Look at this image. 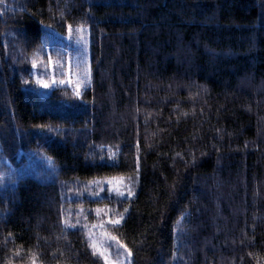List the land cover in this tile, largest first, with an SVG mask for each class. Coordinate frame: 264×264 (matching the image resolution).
<instances>
[{
	"label": "trees",
	"instance_id": "16d2710c",
	"mask_svg": "<svg viewBox=\"0 0 264 264\" xmlns=\"http://www.w3.org/2000/svg\"><path fill=\"white\" fill-rule=\"evenodd\" d=\"M247 1L253 22L222 0H0V264H104L100 230L131 264H264V0ZM69 24L90 32L82 96L23 85L43 27ZM114 177L131 198L85 188Z\"/></svg>",
	"mask_w": 264,
	"mask_h": 264
},
{
	"label": "snow or ice",
	"instance_id": "6c2138e0",
	"mask_svg": "<svg viewBox=\"0 0 264 264\" xmlns=\"http://www.w3.org/2000/svg\"><path fill=\"white\" fill-rule=\"evenodd\" d=\"M61 19H63V12L60 13ZM46 29H51V25L45 26ZM68 40L74 41L75 43V56L71 57V53H69L68 47L66 44L62 43L61 34L56 32L55 29H52L51 32H46L45 36L41 40L40 50L43 51L47 49L50 45L52 46V50L56 53L58 59L53 60L52 55L47 56V62L45 63L43 60H37L35 56L39 55V51L35 54L34 58L31 60V71L29 72V78H22L23 85H32L33 90L35 92H39L40 89L52 90V89H62L65 91L67 95V88H64L67 85L68 88H71L72 96L75 98H80L82 96V88L86 87L90 83V69H84L81 71H73V67L76 69H81V66L87 63V47L88 41L85 38V32L87 29L83 24H80L73 28L72 25H68ZM69 55L70 59L65 62L64 56ZM73 59H75V64L73 65ZM73 77L75 79H73ZM51 131V129H49ZM115 153H111L107 159L114 160ZM49 167L55 171L54 162L51 158L45 157ZM100 160L103 163L105 161V156L101 155ZM3 177L0 176V179ZM131 181V178H128ZM95 184L96 187L99 188L97 192L89 191V194L94 198L99 197L101 192H104L106 189L102 186L103 184L109 185L108 191V199L112 198L113 192L115 193V197L117 202H121L123 199L131 198L134 195L133 192V183L128 182L125 183V179L123 177H114L111 179H107L106 181H95L89 182L85 185L86 189H90ZM123 184L126 190H121L119 185ZM77 195H82V193H77ZM95 202V200H94ZM109 212L113 210H108ZM125 212L128 209H124ZM97 216H100L101 209H96ZM108 213L106 212L105 215ZM86 219V217H85ZM124 219L123 213H118L115 219H110L108 223L118 226L121 224V221ZM79 223V221H77ZM70 227H75L74 225H68ZM103 227V225H100ZM86 227V225H85ZM93 228L96 225L92 226ZM105 236L108 233H104ZM111 240L116 241V251L115 257L116 260H110L109 257L112 253L107 251V248L103 246L100 242L93 239L91 235L88 236V248L92 250L93 256H97L98 258L104 261V264H131L130 257L131 252L127 250L126 246H123L119 243L116 236H111ZM111 247V245H109ZM124 248V252L120 251V248Z\"/></svg>",
	"mask_w": 264,
	"mask_h": 264
},
{
	"label": "rangeland",
	"instance_id": "374dc122",
	"mask_svg": "<svg viewBox=\"0 0 264 264\" xmlns=\"http://www.w3.org/2000/svg\"><path fill=\"white\" fill-rule=\"evenodd\" d=\"M256 11H257L256 5L247 1V0H222L221 17H222L223 21L225 20V21H236V22H253L255 20ZM73 28H75V27H73ZM85 28L87 29V31L85 32L84 35L88 41L87 63L82 65L81 69H76L75 67H73V71H81L82 72L84 69H90V82H91L92 67H91V62H90V51H89L90 32H89V29L87 27H85ZM51 30H52V28L46 29L44 26L42 38L45 36L46 32H51ZM61 40H62L63 44L67 45L69 53H71V57H74L76 46H75L74 41L68 40V30L65 32V34H61ZM44 52L46 53V56L52 55L54 61L56 59H58L56 56V53L52 50L51 45L47 49H45ZM69 59H70V56L66 54L64 56L65 62H67ZM74 64H75V59H73V65ZM73 79H75V78L73 77ZM89 85H90V83L86 87L82 88V92ZM64 87H67V85H65ZM69 89L71 90V88H69ZM102 181H106V180H102ZM102 186H105V189L109 188V185H107L106 183L103 184ZM119 187L121 188V190H126L124 188L123 184L119 185ZM104 233H106V232L100 230V231H97L96 233H92V235H93V239L97 240L103 246H105L107 248L106 242H111L112 240H111V237L109 236V234L107 236H105ZM107 251L109 253H111L108 250V248H107ZM109 259L115 260V259H112L111 257H109Z\"/></svg>",
	"mask_w": 264,
	"mask_h": 264
}]
</instances>
